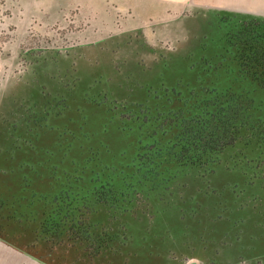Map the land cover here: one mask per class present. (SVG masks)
I'll list each match as a JSON object with an SVG mask.
<instances>
[{"label":"rangeland","instance_id":"obj_1","mask_svg":"<svg viewBox=\"0 0 264 264\" xmlns=\"http://www.w3.org/2000/svg\"><path fill=\"white\" fill-rule=\"evenodd\" d=\"M253 16L264 0H0V196L24 181L44 190L50 168L78 176L133 158L143 105L193 85L225 23ZM221 159L149 200L81 213L119 233L93 261L71 243L43 261L16 248L31 236L5 243L39 264H264V142Z\"/></svg>","mask_w":264,"mask_h":264},{"label":"trees","instance_id":"obj_2","mask_svg":"<svg viewBox=\"0 0 264 264\" xmlns=\"http://www.w3.org/2000/svg\"><path fill=\"white\" fill-rule=\"evenodd\" d=\"M225 25L215 52L199 62L193 85L179 84L164 98L143 105L145 117L133 121L138 134L133 158L120 155L116 165L87 166L78 176L50 168L44 190L24 181L21 194L9 197L4 191L0 238L10 243L19 242V235L31 236L32 243L16 248L41 261L36 256L41 249L53 255L65 243L93 261L119 233L110 235L103 228L97 233L81 213L108 208L120 197L127 205L136 194L149 200L178 176L213 172L238 143L262 144L264 120L254 94L264 93V17H241Z\"/></svg>","mask_w":264,"mask_h":264},{"label":"crops","instance_id":"obj_3","mask_svg":"<svg viewBox=\"0 0 264 264\" xmlns=\"http://www.w3.org/2000/svg\"><path fill=\"white\" fill-rule=\"evenodd\" d=\"M39 263L32 260L29 257V255H26L18 250H15L12 246L0 240V264H39Z\"/></svg>","mask_w":264,"mask_h":264},{"label":"flooded vegetation","instance_id":"obj_4","mask_svg":"<svg viewBox=\"0 0 264 264\" xmlns=\"http://www.w3.org/2000/svg\"><path fill=\"white\" fill-rule=\"evenodd\" d=\"M1 239V238H0ZM2 241H4L3 239H1ZM4 242H6V241H4Z\"/></svg>","mask_w":264,"mask_h":264},{"label":"water","instance_id":"obj_5","mask_svg":"<svg viewBox=\"0 0 264 264\" xmlns=\"http://www.w3.org/2000/svg\"><path fill=\"white\" fill-rule=\"evenodd\" d=\"M193 264H195V263H193Z\"/></svg>","mask_w":264,"mask_h":264}]
</instances>
